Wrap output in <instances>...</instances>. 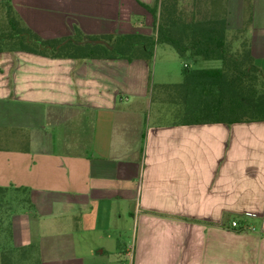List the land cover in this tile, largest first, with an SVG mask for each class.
Listing matches in <instances>:
<instances>
[{"label": "crops", "instance_id": "obj_1", "mask_svg": "<svg viewBox=\"0 0 264 264\" xmlns=\"http://www.w3.org/2000/svg\"><path fill=\"white\" fill-rule=\"evenodd\" d=\"M152 2L11 0L42 38L151 35ZM247 7L264 73V0H225V26ZM157 47L149 63L0 52V187L26 189L11 243L37 245L38 264H264V120H155L178 84L155 72Z\"/></svg>", "mask_w": 264, "mask_h": 264}, {"label": "trees", "instance_id": "obj_2", "mask_svg": "<svg viewBox=\"0 0 264 264\" xmlns=\"http://www.w3.org/2000/svg\"><path fill=\"white\" fill-rule=\"evenodd\" d=\"M153 0L144 7L153 15V34H86L74 27L70 35L42 38L14 10L11 0H0V52L23 51L50 58H120L151 61L155 45L172 47L180 59L218 61L214 68L182 65V80L166 86L176 94L184 123L252 122L264 120V73L250 54L245 31L249 7L240 29L228 34L225 0ZM237 44L232 46V41ZM174 91V93H173ZM25 188L0 187V264H38L37 245L11 243L10 215L26 206ZM4 206V207H3ZM3 208L8 211L3 236Z\"/></svg>", "mask_w": 264, "mask_h": 264}, {"label": "rangeland", "instance_id": "obj_3", "mask_svg": "<svg viewBox=\"0 0 264 264\" xmlns=\"http://www.w3.org/2000/svg\"><path fill=\"white\" fill-rule=\"evenodd\" d=\"M189 3L187 0L180 1L179 8L183 11H185L186 8H188ZM157 60H159L161 63H158L155 66V72L159 71L162 75H164V82L167 83H180L182 80L180 70L183 64L187 65L188 68H214L219 66L218 61H198L196 63H192L188 61L187 59H180L177 54L175 53L174 49L168 45L162 44L157 45ZM168 57H172V60L174 62V71H171V68L167 65ZM163 60H165L163 62ZM158 61V62H159ZM157 77H155L154 80H156ZM158 80V79H157ZM156 82V81H154ZM174 93V91H173ZM176 94H172L171 90H167L166 94L162 96V100H167L168 102L164 103H156L154 102L151 107V113L152 109L154 107H157L159 110V116L156 117L155 120L158 122H173L176 120L181 119L182 115L179 113L180 106H176L177 102ZM173 102V104L171 103ZM4 207V206H3ZM8 214V211L3 208V236L5 234L4 226L6 223V215Z\"/></svg>", "mask_w": 264, "mask_h": 264}, {"label": "built area", "instance_id": "obj_4", "mask_svg": "<svg viewBox=\"0 0 264 264\" xmlns=\"http://www.w3.org/2000/svg\"><path fill=\"white\" fill-rule=\"evenodd\" d=\"M183 65H185V64H183ZM243 215H244V217H247V216H251L252 213L245 212ZM228 227L231 229H236V230H246V229L248 230V229L252 228L248 224H246L245 222L240 223L237 219L230 220L228 223Z\"/></svg>", "mask_w": 264, "mask_h": 264}]
</instances>
